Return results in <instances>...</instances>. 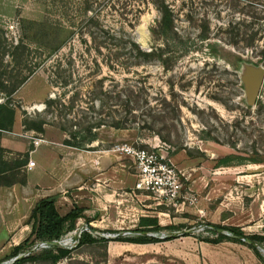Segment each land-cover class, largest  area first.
Instances as JSON below:
<instances>
[{
  "label": "rangeland",
  "instance_id": "374dc122",
  "mask_svg": "<svg viewBox=\"0 0 264 264\" xmlns=\"http://www.w3.org/2000/svg\"><path fill=\"white\" fill-rule=\"evenodd\" d=\"M82 1L0 0V90L16 87L10 96L11 104L18 107L15 120L22 122L23 111L32 117L40 114L49 124L43 134L28 131L32 143L47 138L62 144L67 135L52 122L109 120L110 115L119 119L123 91L132 88L140 96L139 119L129 130L102 126L90 149L110 164L114 177L123 169L136 170L130 158L111 151L114 145L154 148L180 173L182 187L176 206L159 204L146 194L139 202L129 189L111 191L113 206L93 219L90 226L95 230L80 219L57 247L75 248L81 233L89 232L109 240L105 264H250L253 253L247 247L230 240L208 243L199 236L215 239L205 231L208 225L235 228L244 222L242 218L262 210L264 80L250 105L243 79L248 70L264 67V0H164L174 15V32L182 40L177 47L185 48L168 68L159 59L125 68L123 51H115L112 45L96 50L90 36L80 31L86 18L94 16L97 24L82 31L103 38L111 30L114 36L133 39L145 51L165 50L163 37L153 38L160 13L150 0H90L88 14L80 11ZM115 52L120 54L118 59L113 57ZM58 68L66 71L67 86L56 78ZM116 95L121 98L109 99ZM50 98H60L66 105L73 100L74 109L62 120L59 107L45 108ZM103 196L98 197L103 201ZM123 197L129 204L137 202L138 211L124 205L123 213ZM138 214L155 216L161 226H168L148 233L160 242L115 241L118 236L139 235L135 233ZM29 235L30 226L24 236L0 232V264L13 263V248ZM40 244L20 256L37 252L43 248ZM102 254V248L81 247L71 256L84 264H100Z\"/></svg>",
  "mask_w": 264,
  "mask_h": 264
},
{
  "label": "trees",
  "instance_id": "16d2710c",
  "mask_svg": "<svg viewBox=\"0 0 264 264\" xmlns=\"http://www.w3.org/2000/svg\"><path fill=\"white\" fill-rule=\"evenodd\" d=\"M151 3L158 9L160 13V20L157 26L152 30L153 38L155 37H163L165 40V50L158 51L155 47L150 51L143 50L133 39L131 38H122V36L112 35L114 34L111 30L108 32H104L103 38L100 36H94V34H90V30L88 32L82 31L83 29H88L87 26L90 27L92 25L97 24L98 20L94 16H89L86 18L87 23L84 27L80 28L82 34H86L90 36L91 43L96 46V50H99L100 47H108L110 45L113 46L115 51H123V67L130 68L134 66H140L145 63L152 62L156 59H159L162 64L168 68L172 66L175 61L183 55L185 48H178L177 43L182 41L181 38L178 37L177 33L174 32V15L169 6L165 3L164 0H150ZM257 3H262V0H249ZM92 4L90 0H83L81 3L80 11L89 13L91 10ZM126 10V7H123V11ZM111 33V34H110ZM82 41L85 45L87 42L82 38ZM110 42V43H108ZM1 45V41H0ZM181 49V50H180ZM178 51V52H177ZM168 52V54H165ZM115 59L120 57V54L115 52L113 54ZM66 71L56 70V82H58L61 86H67L69 77L65 75ZM24 79L18 83V85L22 84ZM0 85L2 83L0 82ZM17 85V86H18ZM1 91L0 100L5 99L0 103V131H12L13 125L15 122L16 109L18 107L13 106L10 102V96L15 92L16 87L8 92ZM123 94V102L121 104L123 116L119 119H116L114 115H110L106 119H92L90 121L87 118L82 119V122H74L65 120V122L57 124V122H52L53 124L59 127L61 132H64L67 135V138L63 140V144L65 146L71 147L77 150H87L89 146L98 140L97 130L102 126H107L110 128H114L116 130H129V128L136 123L139 119L137 114L138 109H140V96L132 88L125 89ZM111 98H121V95H116ZM45 108L47 111H51V109L58 110L62 117V120L65 119V115L69 114L74 109V101L70 100L69 104L66 105L63 103L60 98H50L45 101ZM148 114H151L152 109L148 108ZM22 126L27 131H35L39 134H43L45 131V125H48L49 122L46 121L45 118L41 117L40 114H37L35 117L27 115L25 111L22 112ZM61 120V121H62ZM145 121V120H144ZM70 123V125H68ZM140 128H136L139 131ZM1 152V151H0ZM1 172V168H0ZM24 181H21L23 183ZM56 199L54 197H46L39 200L31 210V213L26 221V224L30 226V235L23 242L15 246L10 254L11 258H16L20 256V254L24 251H28L29 248L36 243H48L52 241L60 240L64 235L76 229L77 221L80 219H84L87 223L89 229L94 231L95 229L90 226L92 220L86 218L83 215L84 209L78 206H73L66 214L62 215L56 208L55 205ZM208 226L210 228H208ZM206 230L210 234H214L216 236L215 239H211L209 237H201L204 242L208 243H220L223 240H230L234 242H239L244 245H247L250 249L253 250L261 264H264V254L253 244L259 245L264 249V235H245L239 228L229 227L222 228L220 226H211L208 225ZM168 229V226H161L157 220V218H146L143 217L140 219L134 237H121L118 236L115 238V241L133 243V244H147V243H157L161 240L157 237L148 236V233H156L161 230ZM218 229L223 231L226 230L231 234V237L225 236L222 233L218 232ZM243 239H247L250 243H246ZM109 240L105 238L96 237L89 232H82L79 240L77 242V246L72 249L68 248H60L57 246H48L40 248L37 252L30 253L27 256H23L18 260H15L11 264H58L63 260H69L70 264H84L79 261L72 260V251L76 248L81 247H93V248H102L103 249V260L100 264H105L106 261V249ZM74 261V262H72ZM99 263V262H98ZM95 263V264H98Z\"/></svg>",
  "mask_w": 264,
  "mask_h": 264
},
{
  "label": "crops",
  "instance_id": "0c3cea01",
  "mask_svg": "<svg viewBox=\"0 0 264 264\" xmlns=\"http://www.w3.org/2000/svg\"><path fill=\"white\" fill-rule=\"evenodd\" d=\"M21 125L20 120H15L12 131H0V232L13 236L17 232L26 235L29 228L26 221L31 210L39 200L46 197L56 199L58 211L61 207L67 209L64 213L59 211L60 214H66L75 205L83 208V215L92 218L93 222L96 216L105 214L108 207L112 208L111 191L129 189V195L136 200L144 196L134 190L136 170L135 173H128L123 169L118 172L117 177H113L109 171L110 164L97 155L98 151L91 150L90 147L87 150L73 149L60 141H47V138L35 139L32 143L28 131H15V127L22 128ZM29 161L34 163L31 169L27 168ZM97 170L101 172L98 173ZM98 192L110 194L105 197L98 195ZM98 196H103L104 200H100ZM126 198L123 197V213L126 212L124 205H131L132 210L138 211L137 202L135 205L129 204ZM259 207L261 211L242 218L244 222L236 226L245 235H264V199ZM143 217L156 218L138 214L137 227ZM6 239L3 240L4 243ZM239 244L250 249L247 245ZM250 250L253 253L250 264H258L259 259Z\"/></svg>",
  "mask_w": 264,
  "mask_h": 264
},
{
  "label": "built area",
  "instance_id": "2783aa9c",
  "mask_svg": "<svg viewBox=\"0 0 264 264\" xmlns=\"http://www.w3.org/2000/svg\"><path fill=\"white\" fill-rule=\"evenodd\" d=\"M111 151L130 158L134 163L136 169L134 190L154 196L159 204L176 206L182 187L180 173L163 155L154 148L143 149L126 143L114 145ZM33 166V161L27 163L28 169Z\"/></svg>",
  "mask_w": 264,
  "mask_h": 264
},
{
  "label": "water",
  "instance_id": "95a60500",
  "mask_svg": "<svg viewBox=\"0 0 264 264\" xmlns=\"http://www.w3.org/2000/svg\"><path fill=\"white\" fill-rule=\"evenodd\" d=\"M244 82H245V87H246V93L248 96V104L253 105L255 103V100L257 98L259 89L262 85V82L264 80V67H258L254 69H250L246 72V75L244 76ZM1 103V102H0ZM218 232L223 233L222 231L218 230ZM187 233V232H186ZM148 236H153V234H147ZM228 235V234H226ZM229 236V235H228ZM104 237V236H101ZM106 238V237H105ZM79 239V238H77ZM246 243H250L249 240L243 239ZM48 246H59L60 242L59 241H52L48 243H41L39 246L41 247H47ZM255 247H257L261 252L264 253V249L260 247L259 245L253 244ZM38 246V247H39ZM22 256L16 257L13 261L20 259Z\"/></svg>",
  "mask_w": 264,
  "mask_h": 264
}]
</instances>
